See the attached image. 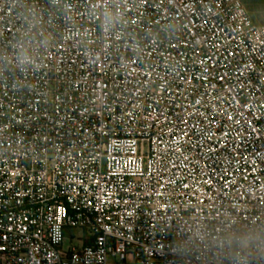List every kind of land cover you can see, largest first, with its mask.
<instances>
[{
	"label": "built area",
	"instance_id": "1",
	"mask_svg": "<svg viewBox=\"0 0 264 264\" xmlns=\"http://www.w3.org/2000/svg\"><path fill=\"white\" fill-rule=\"evenodd\" d=\"M0 264H264L242 0H0Z\"/></svg>",
	"mask_w": 264,
	"mask_h": 264
},
{
	"label": "rangeland",
	"instance_id": "2",
	"mask_svg": "<svg viewBox=\"0 0 264 264\" xmlns=\"http://www.w3.org/2000/svg\"><path fill=\"white\" fill-rule=\"evenodd\" d=\"M250 17L256 25H264V0H242ZM82 234L81 230H76Z\"/></svg>",
	"mask_w": 264,
	"mask_h": 264
}]
</instances>
